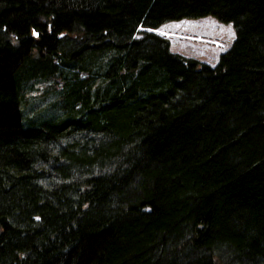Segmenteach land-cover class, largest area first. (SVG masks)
Here are the masks:
<instances>
[{"label":"trees","instance_id":"trees-1","mask_svg":"<svg viewBox=\"0 0 264 264\" xmlns=\"http://www.w3.org/2000/svg\"><path fill=\"white\" fill-rule=\"evenodd\" d=\"M0 264H264V0H0Z\"/></svg>","mask_w":264,"mask_h":264},{"label":"rangeland","instance_id":"rangeland-1","mask_svg":"<svg viewBox=\"0 0 264 264\" xmlns=\"http://www.w3.org/2000/svg\"><path fill=\"white\" fill-rule=\"evenodd\" d=\"M143 31H151L167 38L171 52L197 59L211 66L218 64L220 55L229 50L235 41L233 25L219 22L211 16L171 21L156 29L140 27L136 37H141ZM51 100L50 97L40 99L30 107L40 110Z\"/></svg>","mask_w":264,"mask_h":264}]
</instances>
